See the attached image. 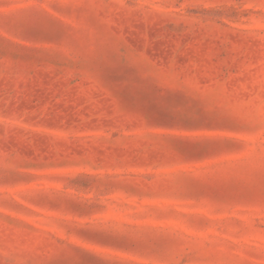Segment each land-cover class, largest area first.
I'll use <instances>...</instances> for the list:
<instances>
[{"label": "rangeland", "instance_id": "374dc122", "mask_svg": "<svg viewBox=\"0 0 264 264\" xmlns=\"http://www.w3.org/2000/svg\"><path fill=\"white\" fill-rule=\"evenodd\" d=\"M0 264H264V0H0Z\"/></svg>", "mask_w": 264, "mask_h": 264}]
</instances>
